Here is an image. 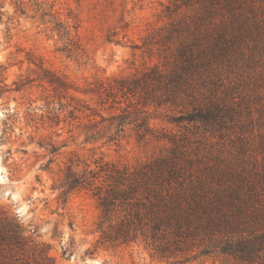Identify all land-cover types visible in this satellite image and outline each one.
I'll return each mask as SVG.
<instances>
[{
	"label": "rangeland",
	"instance_id": "1",
	"mask_svg": "<svg viewBox=\"0 0 264 264\" xmlns=\"http://www.w3.org/2000/svg\"><path fill=\"white\" fill-rule=\"evenodd\" d=\"M169 2L0 0V216L14 219L29 248L50 246L56 264H241L232 257L199 256L197 250L162 259L142 240L103 243L96 200L85 191L75 192L63 205L60 191L54 190L72 162L80 164L78 172L85 164L94 169L99 157L136 169L167 154L169 144L150 136L139 142L133 126L117 144H104V139L86 143L87 134L104 137L114 131L108 122L93 128L85 119L62 113L50 81L67 82L71 94L98 107L96 97L85 94L91 84L132 76L159 63L160 45L153 44V56L142 46L161 40ZM244 11L252 36L239 64L222 70L220 90H202L227 102L232 120L221 132L203 135L192 149L212 169L264 174V0H247ZM190 15L191 10H184L179 18ZM225 16L213 19L221 22ZM180 110L168 113L179 115ZM158 115L150 125L159 131L186 133L168 121L164 109ZM194 165L193 171L203 166ZM259 261L264 264V257L254 264Z\"/></svg>",
	"mask_w": 264,
	"mask_h": 264
},
{
	"label": "trees",
	"instance_id": "2",
	"mask_svg": "<svg viewBox=\"0 0 264 264\" xmlns=\"http://www.w3.org/2000/svg\"><path fill=\"white\" fill-rule=\"evenodd\" d=\"M245 5L247 0H170L161 40L142 46L153 56L152 46L159 44V63L132 76L91 84L85 94L95 96L98 107L71 94L67 82L50 81L62 113L85 119L93 128L108 122L114 131L104 137L101 132L87 134L86 143L104 139V144H117L133 126L139 142L150 136L170 145L166 155L136 169L103 157L94 161V169L85 164L83 172L75 170L79 163L67 166L62 184L54 190L60 191L63 205L75 192L85 191L96 200L101 242L142 240L162 259L194 250L199 256L232 257L241 264L264 257V174L212 169L192 149L203 135L221 132L232 120L230 105L202 90H220L222 70L239 64L252 36L243 20ZM184 10L193 15L179 18ZM218 14L228 17L216 22ZM179 107V115L168 113ZM151 108L150 115L134 116ZM163 109L168 121L186 133L150 125ZM196 163L203 164L200 171H193ZM49 250L45 245L29 248L14 219L0 216V264H56ZM62 250L68 259L69 250Z\"/></svg>",
	"mask_w": 264,
	"mask_h": 264
},
{
	"label": "bare ground",
	"instance_id": "3",
	"mask_svg": "<svg viewBox=\"0 0 264 264\" xmlns=\"http://www.w3.org/2000/svg\"><path fill=\"white\" fill-rule=\"evenodd\" d=\"M0 176H1V172H0Z\"/></svg>",
	"mask_w": 264,
	"mask_h": 264
}]
</instances>
